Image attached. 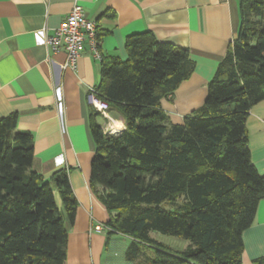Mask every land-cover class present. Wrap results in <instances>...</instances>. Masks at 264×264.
Instances as JSON below:
<instances>
[{
	"label": "trees",
	"instance_id": "16d2710c",
	"mask_svg": "<svg viewBox=\"0 0 264 264\" xmlns=\"http://www.w3.org/2000/svg\"><path fill=\"white\" fill-rule=\"evenodd\" d=\"M238 4L237 36L203 104L180 124L167 121L160 102L194 70L186 48L140 33L126 39V58L100 61L97 96L124 129L106 133L92 108L89 188L115 213L106 225L132 239L133 264H242V231L264 198L246 129L264 98V0ZM16 122L15 113L0 117V264H66L65 222L74 224L78 202L64 170L53 173L52 187L30 169L33 136ZM151 231L188 244L174 250ZM141 245L152 253L136 255Z\"/></svg>",
	"mask_w": 264,
	"mask_h": 264
},
{
	"label": "crops",
	"instance_id": "0c3cea01",
	"mask_svg": "<svg viewBox=\"0 0 264 264\" xmlns=\"http://www.w3.org/2000/svg\"><path fill=\"white\" fill-rule=\"evenodd\" d=\"M75 3L96 21L103 56L126 58V39L140 33L187 49L192 74L160 102L167 121L180 124L203 104L209 80L237 36L239 0H0V117L15 113L16 128L32 134V171L52 187L56 170L67 173L78 207L74 224L65 222L66 264H133L127 259L132 239L106 225L115 213H108L89 188L95 145L88 98L90 88L100 82L101 63L86 44L76 69H65L64 53L52 52L45 44V33L58 27ZM109 116L124 129L122 117ZM246 118L249 156L263 175L264 98ZM105 119L95 118L104 131ZM253 219L242 231V264L264 255V198ZM96 223L107 229L93 231ZM155 232L150 236L166 244ZM142 251L152 253L141 245L136 255Z\"/></svg>",
	"mask_w": 264,
	"mask_h": 264
},
{
	"label": "built area",
	"instance_id": "2783aa9c",
	"mask_svg": "<svg viewBox=\"0 0 264 264\" xmlns=\"http://www.w3.org/2000/svg\"><path fill=\"white\" fill-rule=\"evenodd\" d=\"M83 8L75 3L69 14L59 23L51 33H45V44L52 52L62 51L65 55L63 67L68 70H75L77 60L80 58L83 47L87 44L92 57L101 61V42L97 35V23L94 19L88 18ZM89 101L94 111L106 118L105 131L108 134H119L123 126L117 124L116 120L109 116L107 103L97 96L95 87L89 90ZM57 108L61 103L57 102ZM92 230L102 232L107 229L105 225L96 223Z\"/></svg>",
	"mask_w": 264,
	"mask_h": 264
},
{
	"label": "rangeland",
	"instance_id": "374dc122",
	"mask_svg": "<svg viewBox=\"0 0 264 264\" xmlns=\"http://www.w3.org/2000/svg\"><path fill=\"white\" fill-rule=\"evenodd\" d=\"M157 233V232H155ZM157 236H161L160 240H162V237L164 239V242L168 245L171 246L170 248L172 249H182L184 246L188 244V241L185 240L182 237L179 236H172V235H163L161 233L157 234Z\"/></svg>",
	"mask_w": 264,
	"mask_h": 264
}]
</instances>
